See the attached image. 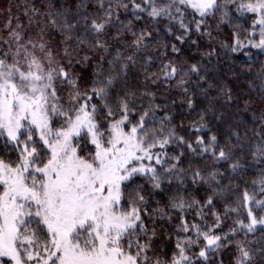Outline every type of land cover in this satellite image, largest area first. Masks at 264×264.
<instances>
[{
  "label": "snow or ice",
  "instance_id": "obj_1",
  "mask_svg": "<svg viewBox=\"0 0 264 264\" xmlns=\"http://www.w3.org/2000/svg\"><path fill=\"white\" fill-rule=\"evenodd\" d=\"M24 17L0 28V264H264V0Z\"/></svg>",
  "mask_w": 264,
  "mask_h": 264
},
{
  "label": "trees",
  "instance_id": "obj_2",
  "mask_svg": "<svg viewBox=\"0 0 264 264\" xmlns=\"http://www.w3.org/2000/svg\"><path fill=\"white\" fill-rule=\"evenodd\" d=\"M33 0H0V28L3 27L5 22L11 17L15 22L16 17L21 18V22L26 23L27 18L24 17L25 6L32 3ZM10 9V11H9ZM223 71H227V68L224 67ZM237 72L241 73V78L239 81L233 80L232 84L234 88L243 89L244 91L239 93V104L240 108L243 109V101L249 99V96L246 94L248 85L245 80V77L253 75L256 71H258L257 67H253L252 71L249 72L248 68H237ZM255 83H259V81H255ZM254 98V102L252 103V108L256 109L257 113H259L260 109L264 107L261 105L258 96L255 92L252 93ZM242 115L246 116L249 120L251 119V113H242Z\"/></svg>",
  "mask_w": 264,
  "mask_h": 264
}]
</instances>
